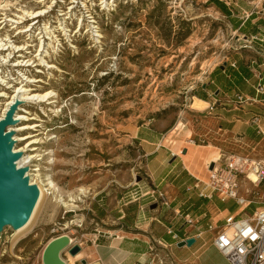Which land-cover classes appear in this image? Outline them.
<instances>
[{"label":"rangeland","instance_id":"rangeland-1","mask_svg":"<svg viewBox=\"0 0 264 264\" xmlns=\"http://www.w3.org/2000/svg\"><path fill=\"white\" fill-rule=\"evenodd\" d=\"M219 1L234 13L248 3L246 14L264 18V0ZM41 12L33 20L31 14ZM6 18L17 23L0 24L10 47L0 55L12 53L5 62L0 57V91L10 97L23 82L31 96L53 92L55 103L16 94L18 124L11 129H21L14 131L21 141L14 148L24 149L22 159L31 158L30 170H38L28 171L31 184L47 191L31 231L16 241L12 226L0 234V264H43L50 240L65 234L76 240L77 231L99 228L101 215H158L146 197L155 189L148 165L156 160L151 163L155 157L145 151V135L167 136L166 145L185 161L192 137L198 145L221 148L222 163L229 156L264 161V142L247 146L231 134L217 141L200 137L207 131L205 115L189 108L212 71L228 62L238 67L242 56L255 68L264 60L254 45L238 41L244 38L210 0H0V23ZM16 60L25 63L14 67ZM7 100L0 97L1 109ZM246 188L250 200L264 197V184L243 179L241 195ZM71 197L81 201L65 208ZM224 206L238 208L233 201ZM257 208L252 204L245 214Z\"/></svg>","mask_w":264,"mask_h":264},{"label":"crops","instance_id":"crops-1","mask_svg":"<svg viewBox=\"0 0 264 264\" xmlns=\"http://www.w3.org/2000/svg\"><path fill=\"white\" fill-rule=\"evenodd\" d=\"M250 6L242 4L235 8L236 13L230 8L226 11L235 32L244 38L238 41L254 45L264 59V18L247 19L245 14L252 10ZM246 48L250 47L244 46ZM259 62L257 68L252 65L253 62L251 65L244 63L243 56L237 58L236 68L228 62L223 69L220 66L217 71H212L210 81L201 90L195 91V97L208 104L205 111L196 112L205 115L203 124L207 131L200 137L217 141L231 134L236 141L247 146L264 142V60L259 59ZM259 85L263 88L262 92ZM239 96L242 101L238 100ZM255 118L259 119L256 124L253 123ZM193 135L195 131L192 130ZM192 138L185 144L190 150L188 160L181 159L177 154L180 161L177 162L176 157L172 163L176 155L166 145L167 136L161 140L149 135L142 138L147 144L145 151L148 157H155L151 163L156 160L155 165H148L151 183L168 195L171 205L168 208L158 207V215L138 212L135 215L98 216L99 228L90 232L77 231L81 235L76 240L75 236H70L74 243L81 246L84 255L71 261L74 257L67 259L65 251L63 258L67 264H82V261L86 264H230L214 247V235L208 232V225L218 223L222 226L223 219L229 214L239 218L252 214L240 213L239 207L231 210L218 198L201 199L195 192L188 191L196 179L209 180L212 162L220 157L217 148L222 152L213 144L198 145L194 142L195 145H191L189 141ZM184 151L187 153V150ZM186 217L195 220L196 224L193 227L187 225ZM169 230L178 235V241L173 239ZM197 231H203L204 236L195 239ZM190 238L196 240L194 245L178 247L180 242Z\"/></svg>","mask_w":264,"mask_h":264},{"label":"built area","instance_id":"built-area-1","mask_svg":"<svg viewBox=\"0 0 264 264\" xmlns=\"http://www.w3.org/2000/svg\"><path fill=\"white\" fill-rule=\"evenodd\" d=\"M250 17L251 15L246 14L247 19ZM232 67L236 68V64L233 63ZM258 88L260 92L263 91L262 86L259 85ZM238 100L242 101V98L239 96ZM258 121L259 119L255 118L253 123L256 124ZM250 174L257 176L256 182L251 181ZM243 179L256 187L264 184V161L229 156L223 163L220 160L218 166L214 164L209 180L196 179L188 191L195 192L201 199L218 198L222 202L234 201L240 213H245L252 204L260 205L261 208H257L247 218L226 215L222 226L212 223L208 225V232L214 235L212 240L214 247L230 264H264V197L260 202L250 200L252 193L247 188L245 195H241L240 188ZM146 197L150 199V204L156 203L160 208H168L171 205L168 195L157 188L147 192ZM186 224L193 227L196 222L186 217ZM168 232L175 241L179 240L178 235L172 230ZM67 235L70 237L69 234ZM203 236V231H197L194 238Z\"/></svg>","mask_w":264,"mask_h":264},{"label":"water","instance_id":"water-1","mask_svg":"<svg viewBox=\"0 0 264 264\" xmlns=\"http://www.w3.org/2000/svg\"><path fill=\"white\" fill-rule=\"evenodd\" d=\"M17 108L18 105L13 106L6 119L0 121V234L11 224H24L29 219L39 195L38 187L31 185L27 177L29 169H16L15 165L21 155L13 151L11 133L5 134L7 128L18 124L13 119ZM175 159L176 156H173L171 163ZM213 168L214 164L211 165V169ZM156 209H158L156 203L150 206V210ZM195 242L194 238H190L180 242L178 247H191ZM65 251L75 257L82 248L78 244H72L67 234L53 238L43 252V264H67L63 258ZM82 264H86V261H82Z\"/></svg>","mask_w":264,"mask_h":264},{"label":"bare ground","instance_id":"bare-ground-1","mask_svg":"<svg viewBox=\"0 0 264 264\" xmlns=\"http://www.w3.org/2000/svg\"><path fill=\"white\" fill-rule=\"evenodd\" d=\"M42 14H43V12H41V13H37L36 15L35 14H31V16L33 17V20L34 19H37V18H39V17H41L42 16ZM7 22H13L12 20H9V19H7L6 18V20H4V21H2L0 24H4V23H7ZM17 22H13V24H16ZM18 24H19V22H18ZM26 29H24V32H29V26H26L25 27ZM33 30V29H32ZM22 32H23V30H22ZM21 32V33H22ZM9 44H7V43H5V40H3V39H1V35H0V54L3 52V51H10V47L8 46ZM15 50H18V51H22V50H20L21 48H17V47H15L14 48ZM18 53H20V52H18ZM12 56V53H9V56L8 57H5V56H1L0 55V57H2L4 60V62L5 61H7L8 59H10V57ZM18 57H21V54L18 56ZM14 67H22L23 65H24V61H20V60H16V61H14ZM28 63H31V61H28V62H26V65L28 64ZM34 64V63H33ZM29 66V65H28ZM0 79H2V78H0ZM29 83V82H28ZM21 85V87H15V91L13 92V95L12 96H8L6 93H4V92H2V91H0V97H2V98H6V99H8L7 101H5V102H2V104L1 105H3V108L1 109L0 108V111H1V114H0V121H3V120H5L6 119V117H7V114H8V112L11 110V108L13 107V106H17V105H19L20 103L18 102V100H15L16 99V97L18 96V97H22V99L24 100V101H35L36 103H44V102H48L49 104H52V103H55L54 101H50V99H49V97L53 94V92H49V93H47V94H45V95H33V96H31V93H29L30 91H33L32 89H28L26 86H24L23 85V82L20 84ZM18 93V95L16 96V94ZM17 97V98H18ZM16 101V102H15ZM28 103H30V102H28ZM32 103H34V102H32ZM24 105V104H23ZM20 108V107H19ZM189 108L192 110V111H195V112H203V111H205L207 108H208V104L207 103H204V102H202V101H200L198 98H196L195 96L192 98V100H191V104H190V106H189ZM15 118V117H14ZM13 118V119H14ZM20 118H22V120L24 119V120H26V118H24L23 116H21L20 115ZM19 118V119H20ZM18 119V118H17ZM14 122H18L17 120H15L14 119ZM35 127H37V126H35ZM12 127H10L9 128V130H6L5 131V134H9V133H11V143L13 144V146L15 145V143H18V141H21L20 139H18V137H15V133H14V131H21V129L20 130H17V129H11ZM29 129H31V128H29ZM11 130V131H10ZM8 131H10V132H8ZM189 143L191 144V145H195V143H194V141L193 140H190L189 141ZM13 151H14V153L15 154H19V155H21V158H20V160H19V162H17V164L15 165V167H16V169H29V171L31 172H36V171H38V170H30L31 168H30V165H31V162L29 161V159H31V158H29V157H25L24 159H22L23 158V154H24V149H16V148H13ZM174 155H176L177 156V154L176 153H174V152H172ZM220 160V157L219 156H217L216 157V160H215V162H212V164H218V161ZM29 172V173H30ZM31 176H32V174H31ZM29 179H30V175L28 174V176H27ZM37 177H38V175H37ZM250 179H251V181H253V182H256L257 181V176L255 175V174H250ZM31 181H33V180H31ZM43 181V180H42ZM30 183H32V182H30ZM39 183V182H38ZM37 182H33V184H31V185H38L37 187H38V190H39V195H38V199H37V201H36V203H35V206H34V208H33V210H32V213H31V215H30V217H29V219L24 223V224H20V225H17V224H11V226L12 227H15L16 229V231H15V233L17 234V236L15 235V237H16V239H14L15 241L17 240V237L19 238L20 236H22L23 234L24 235H26V233H27V231L29 232V230L31 231V227L33 226V224L37 221H35V219H36V217H37V215H39V211H41L40 209H41V207L43 206V203H44V201H45V199H46V194H45V191H47V190H45L44 188H43V186H44V184H38ZM50 184L53 186V183L52 182H50ZM48 186V185H47ZM50 186V185H49ZM80 192H81V194H83V195H85L86 194V190L85 189H81L80 190ZM47 193V192H46ZM48 194V193H47ZM78 197V196H77ZM79 198V197H78ZM76 199V198H73V197H71L70 198V200H69V202H71V203H69V202H64V207L65 208H70V207H74L75 205L74 204H76L77 203V201H81V200H79V199ZM61 201H62V199H61ZM63 202V201H62ZM38 219V218H37ZM33 228V227H32ZM23 235V236H24ZM70 239H71V237H70ZM51 241V240H50ZM49 241V242H50ZM48 242V243H49ZM75 242V240L74 239H71V243L72 244H77V243H74ZM15 243V242H14ZM48 243L46 244V246H45V248L47 247V245H48ZM45 248H44V250H45ZM44 250H43V252H44ZM43 252H42V256H43ZM81 253V252H80ZM78 254L77 256H75L74 258H73V260L72 261H74V260H77V259H80V257H82L83 255H84V252H82L81 254ZM72 257V256H71ZM67 263V262H66ZM70 264V263H69Z\"/></svg>","mask_w":264,"mask_h":264},{"label":"trees","instance_id":"trees-1","mask_svg":"<svg viewBox=\"0 0 264 264\" xmlns=\"http://www.w3.org/2000/svg\"><path fill=\"white\" fill-rule=\"evenodd\" d=\"M210 1L214 4L215 7L218 8L219 11H221V13L228 15L226 11V7L223 4H221L219 0H210Z\"/></svg>","mask_w":264,"mask_h":264}]
</instances>
